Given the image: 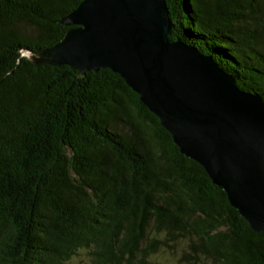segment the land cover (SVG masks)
I'll list each match as a JSON object with an SVG mask.
<instances>
[{"label":"trees","instance_id":"obj_1","mask_svg":"<svg viewBox=\"0 0 264 264\" xmlns=\"http://www.w3.org/2000/svg\"><path fill=\"white\" fill-rule=\"evenodd\" d=\"M81 0H0V264H264L199 163L109 68L77 74L20 54L59 41ZM172 29L264 98V0H165Z\"/></svg>","mask_w":264,"mask_h":264},{"label":"water","instance_id":"obj_2","mask_svg":"<svg viewBox=\"0 0 264 264\" xmlns=\"http://www.w3.org/2000/svg\"><path fill=\"white\" fill-rule=\"evenodd\" d=\"M70 26L53 45L22 51L40 64L83 74L117 72L197 161L253 232H264V98L180 38L165 0H81L56 18Z\"/></svg>","mask_w":264,"mask_h":264},{"label":"rangeland","instance_id":"obj_3","mask_svg":"<svg viewBox=\"0 0 264 264\" xmlns=\"http://www.w3.org/2000/svg\"><path fill=\"white\" fill-rule=\"evenodd\" d=\"M181 248H185L184 244L180 245L179 250L173 254L168 251H160L158 254H155L150 258V264H186L179 262ZM64 264H91L90 254L87 249H81L77 255H74Z\"/></svg>","mask_w":264,"mask_h":264}]
</instances>
